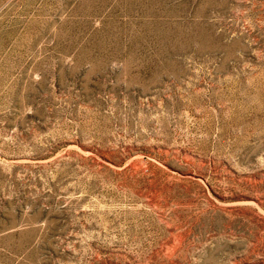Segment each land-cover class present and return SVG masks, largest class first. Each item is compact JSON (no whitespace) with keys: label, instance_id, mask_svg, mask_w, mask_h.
<instances>
[{"label":"rangeland","instance_id":"1","mask_svg":"<svg viewBox=\"0 0 264 264\" xmlns=\"http://www.w3.org/2000/svg\"><path fill=\"white\" fill-rule=\"evenodd\" d=\"M0 264H264V0H0Z\"/></svg>","mask_w":264,"mask_h":264}]
</instances>
